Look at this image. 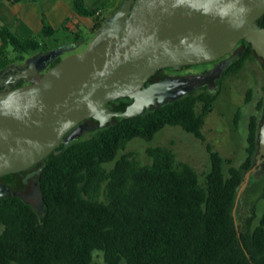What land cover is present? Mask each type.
<instances>
[{
  "label": "trees",
  "instance_id": "trees-1",
  "mask_svg": "<svg viewBox=\"0 0 264 264\" xmlns=\"http://www.w3.org/2000/svg\"><path fill=\"white\" fill-rule=\"evenodd\" d=\"M73 2L78 14L95 18V34L108 18L101 14L110 0L97 7L86 0ZM258 22L264 26V15ZM55 33L45 19L41 34L27 39L0 24V56L16 64L31 51L46 52L51 49L46 39ZM239 45V57L223 76L238 73L258 57L246 40ZM251 97L249 89L247 101ZM214 100L206 88L193 91L138 116H115L90 137L59 145L40 163L43 210L18 194L0 197V264H94L96 250L103 252L105 264H264V212L255 227V214L239 222L236 212L239 230L234 217L246 172L257 163V114L250 118L242 165L226 171V159L207 144L211 168L204 182L197 170L162 146L148 149V164L134 152L120 155L131 140L152 141L166 126H181L205 140V115ZM128 101L111 102L115 110H125ZM258 109L264 110V96ZM108 163L113 167L106 168Z\"/></svg>",
  "mask_w": 264,
  "mask_h": 264
},
{
  "label": "water",
  "instance_id": "water-1",
  "mask_svg": "<svg viewBox=\"0 0 264 264\" xmlns=\"http://www.w3.org/2000/svg\"><path fill=\"white\" fill-rule=\"evenodd\" d=\"M263 15L264 0H123L84 50L65 43L26 59L17 73L4 75L18 65L0 71V197L12 194L1 177L38 165L59 145L79 139L81 121L93 118L105 127L115 116L141 115L192 89L170 78L147 84L157 70L216 61L241 40L264 64ZM15 79L29 82L12 87ZM123 97L132 99L125 110L108 105ZM259 138L256 164L264 160V119ZM255 167L238 193V230V199ZM23 198L43 210L41 192L39 199Z\"/></svg>",
  "mask_w": 264,
  "mask_h": 264
},
{
  "label": "rangeland",
  "instance_id": "rangeland-1",
  "mask_svg": "<svg viewBox=\"0 0 264 264\" xmlns=\"http://www.w3.org/2000/svg\"><path fill=\"white\" fill-rule=\"evenodd\" d=\"M84 32L88 37L92 35L85 29ZM68 38H72V35L62 31L55 38L48 40V43L51 48H54L58 43L66 41ZM86 46V43H82L75 51H82ZM39 53V51H31L25 56L28 59ZM203 66L204 64L198 65L192 70H201ZM249 89H252V97L250 101H247ZM202 90L203 88L196 92L199 93ZM208 90L215 96V100L205 115L202 129L205 140L197 138L181 126H166L156 134L152 141L142 138L131 140L120 152V155L134 152L141 163L148 164L152 162L148 149L162 146L172 150L178 162L191 165L197 170L202 182L205 181V174L211 168L208 143L226 159V171L230 166L242 165L248 156L250 118L253 114H257L260 126L264 119V110L258 109L259 101L264 96L263 61L256 56L251 57L238 73L229 72L220 79L216 86ZM197 109L202 111L203 104L200 103ZM92 133L89 132L82 138H88ZM113 164L108 163L105 167L110 169ZM255 165V169L250 173L247 184L239 196L236 210L239 222L255 214L253 227L258 224L264 212V198L262 197L264 193V160ZM94 264H105L102 251L94 252ZM122 264L127 263L123 261Z\"/></svg>",
  "mask_w": 264,
  "mask_h": 264
},
{
  "label": "crops",
  "instance_id": "crops-1",
  "mask_svg": "<svg viewBox=\"0 0 264 264\" xmlns=\"http://www.w3.org/2000/svg\"><path fill=\"white\" fill-rule=\"evenodd\" d=\"M90 7H97L105 0H86ZM123 0H110L109 4L102 10L101 17H109L115 12ZM44 19L50 24L56 33L47 41L55 38L60 32L72 35L66 41L58 43H73L79 46L88 44L93 37V26L95 18L78 14L74 9L73 0H38L20 1L0 0V24L5 25L20 39H27L42 32ZM84 29L91 32L88 37ZM80 41L75 42L76 38ZM2 41L0 38V45ZM79 52V51H74ZM68 54V53H67ZM7 60L0 56V70L7 67Z\"/></svg>",
  "mask_w": 264,
  "mask_h": 264
},
{
  "label": "flooded vegetation",
  "instance_id": "flooded-vegetation-1",
  "mask_svg": "<svg viewBox=\"0 0 264 264\" xmlns=\"http://www.w3.org/2000/svg\"><path fill=\"white\" fill-rule=\"evenodd\" d=\"M240 52H241V46L239 45V48L235 52L229 53L216 61L205 63L203 66V69L197 70V71H194L192 69L196 68L198 65H184L177 69L172 68V67L161 68L157 70L149 78V80L147 81V84H151L153 82H158V81L170 78V79H175L178 81L179 80L185 81L183 86L192 88L186 94L202 89V88L212 89L214 86L218 84L220 79L223 77V73L226 70V68L235 59L239 57ZM26 59L27 57L23 61L18 62L16 64H9L7 67L18 65V68H16L15 70L10 68V70L7 71L4 75L8 76L11 73H17L20 68L24 67ZM5 68H3L2 70H4ZM204 80H207V83H205L202 86L195 87V85L198 82L204 81ZM28 82L29 81H25L24 79H15L13 82H11V85L12 87H15L17 85H22ZM2 88H4V86ZM123 98L129 99L127 105L132 102V99L130 97H123ZM116 100H113V101H116ZM108 105L112 106V108L117 106L116 103H113L111 101L108 103ZM78 126H80L82 129V134L80 136V138H82L84 135L88 134L89 132H94L98 128L97 126H99V122L96 119L87 118L81 121ZM73 130H71L69 133H71ZM40 167H41L40 164H38L26 170H23L17 173L8 174L9 175L8 177L5 175L1 177V181L5 185H7L12 190V193L14 194H18L22 197H36L37 199H39V194L41 190L39 188L38 179L42 171L40 170Z\"/></svg>",
  "mask_w": 264,
  "mask_h": 264
}]
</instances>
